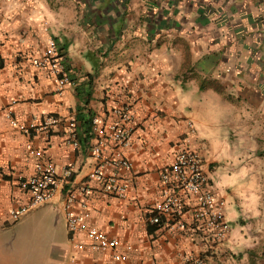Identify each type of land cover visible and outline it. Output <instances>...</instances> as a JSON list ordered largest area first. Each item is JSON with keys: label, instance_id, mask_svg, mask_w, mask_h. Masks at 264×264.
Returning a JSON list of instances; mask_svg holds the SVG:
<instances>
[{"label": "crops", "instance_id": "0c3cea01", "mask_svg": "<svg viewBox=\"0 0 264 264\" xmlns=\"http://www.w3.org/2000/svg\"><path fill=\"white\" fill-rule=\"evenodd\" d=\"M252 29L263 34L264 0H0V102L16 100L12 109L23 123L41 124L48 115L60 121L28 137L10 125L0 106V264H115L110 251L73 245L63 198L84 184L93 190L90 220L129 247L131 264H182L188 256L199 259L195 264H264L262 200L249 186L240 191L224 165L209 169L232 152L228 130L235 124L217 111L226 101L208 82L217 78L229 91L240 85L248 46H264V37H246ZM50 38L71 81L62 92L54 76L31 62ZM126 105L134 113L130 145L111 143L103 150L109 158L120 150L133 166L130 172L106 168L130 180L127 198L120 199L101 191L89 173L97 164L94 119L107 126L116 119L115 109ZM74 119L78 148L70 140ZM246 123L240 119L236 133L241 135ZM187 137L226 201L231 230L222 242L191 224V209L185 214L187 230L173 228L171 218L159 227L148 221L165 195L161 171ZM28 142L57 166L62 183L55 199L35 210L42 213L33 229L25 227L26 217L12 222L9 216L27 199L19 179L34 170ZM241 147L239 152L247 153ZM67 169L73 173L68 180ZM28 251L32 258L24 256ZM34 253L42 255L41 263Z\"/></svg>", "mask_w": 264, "mask_h": 264}, {"label": "built area", "instance_id": "2783aa9c", "mask_svg": "<svg viewBox=\"0 0 264 264\" xmlns=\"http://www.w3.org/2000/svg\"><path fill=\"white\" fill-rule=\"evenodd\" d=\"M31 62L37 68L55 77L58 92H62L65 86L71 83L62 64V55L55 39H48L43 45L42 52L33 57ZM1 66L0 58V68ZM16 103V100L8 103L0 102V106L5 111L10 125L25 136L29 137L33 132L50 131L60 122L56 116L48 115L43 118L41 124L23 123L14 115L12 107ZM114 113L116 119L107 126L101 127L98 120L94 119L93 131L97 135V140L92 150L97 164L89 173V179L97 182L104 193L126 199L130 180L121 177L117 172L107 173L106 168L111 166L130 172L133 166L120 150L113 158L104 156L103 150L111 143L118 148L130 145L132 140L130 123L134 113L127 105L115 109ZM188 125L191 132H194L193 122L190 121ZM75 126V119L71 120L70 140L78 148ZM27 149L34 159V170L30 176L19 179L20 187L25 191L27 199L24 203L10 209L9 216L12 222H18L36 209L49 205L62 190L57 166L45 159L43 151L35 147L32 142H28ZM72 174V171L67 169L65 178L70 179ZM161 183L165 188V195L152 207L148 217L149 222L159 227L163 225L164 218H171L174 219L171 224L173 228L187 230L189 223L185 219V214L191 209L193 217L191 224L208 231L217 242H222L228 237L231 225L226 219V201L214 190L204 169L202 155L191 146L188 137L180 145L173 162L162 169ZM92 193V187L84 184L68 189L64 195L63 210L74 247L78 250L110 251L115 264H131L129 247L90 220L89 197ZM198 260L188 256L184 258L182 264H195ZM72 261H78V256L73 255Z\"/></svg>", "mask_w": 264, "mask_h": 264}, {"label": "rangeland", "instance_id": "374dc122", "mask_svg": "<svg viewBox=\"0 0 264 264\" xmlns=\"http://www.w3.org/2000/svg\"><path fill=\"white\" fill-rule=\"evenodd\" d=\"M229 18H231L230 15L227 17V20H229ZM253 18L255 19L254 16ZM256 30L257 29L248 30L246 37L257 39H259L260 36L264 37V30L262 35L257 34V36L255 34ZM239 47L240 46H236V52H243ZM248 47H250L247 48L246 51L248 54L246 58H244L246 61L244 65H246L247 68L246 77L239 82L240 85L235 89L231 88L229 91V89L225 87L223 93L220 92L223 101L226 102L222 104L221 109H217L218 112L223 113L225 117L230 119L235 125L238 124L242 118H246L247 123L246 126H243L241 135L236 133L235 125L231 126L228 132H230L229 138L231 148L233 149L232 152L224 153V160L220 158L215 160V162H211L209 164V169L214 170L220 164L222 166L224 165L225 168L229 169L230 174H234L237 178L236 183L240 191L243 186H249L254 194L255 192L257 193L259 199H261L264 204V87L261 88V85L264 83V46L254 47L249 45ZM257 68H261V71ZM214 81L221 86V81L219 79L216 78ZM235 84L232 83L231 85L234 86ZM246 104L247 106L251 104L253 106H250V109L249 107L245 109ZM216 107L217 106H215V108ZM253 133L258 136L256 140ZM238 144L242 145L241 151L243 152V148H245L247 153H240ZM250 149L253 153L248 152ZM41 213L42 210L40 209L25 216V227H27V229L29 227L33 229L35 226L31 225L39 221V216L37 215ZM43 228L44 226H36V229L40 231H43ZM24 256L32 258L33 253L28 251ZM41 257L42 255L39 253H37V256L36 254L34 256L36 260ZM37 261L41 263L42 260Z\"/></svg>", "mask_w": 264, "mask_h": 264}, {"label": "trees", "instance_id": "16d2710c", "mask_svg": "<svg viewBox=\"0 0 264 264\" xmlns=\"http://www.w3.org/2000/svg\"><path fill=\"white\" fill-rule=\"evenodd\" d=\"M205 82H206V81H205ZM208 84L214 86V88H215L217 91L223 93V87L220 86L216 81L208 82ZM203 86H206V84L202 85V88H203Z\"/></svg>", "mask_w": 264, "mask_h": 264}]
</instances>
